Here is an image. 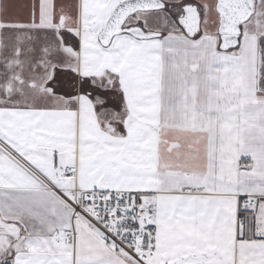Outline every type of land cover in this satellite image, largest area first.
<instances>
[{
  "label": "snow or ice",
  "instance_id": "obj_1",
  "mask_svg": "<svg viewBox=\"0 0 264 264\" xmlns=\"http://www.w3.org/2000/svg\"><path fill=\"white\" fill-rule=\"evenodd\" d=\"M0 264H264V0H0Z\"/></svg>",
  "mask_w": 264,
  "mask_h": 264
}]
</instances>
